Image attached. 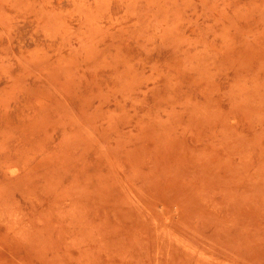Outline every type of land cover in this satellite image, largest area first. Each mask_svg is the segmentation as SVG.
<instances>
[{
    "label": "rangeland",
    "instance_id": "1",
    "mask_svg": "<svg viewBox=\"0 0 264 264\" xmlns=\"http://www.w3.org/2000/svg\"><path fill=\"white\" fill-rule=\"evenodd\" d=\"M0 264H264V0H0Z\"/></svg>",
    "mask_w": 264,
    "mask_h": 264
}]
</instances>
